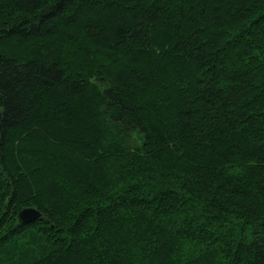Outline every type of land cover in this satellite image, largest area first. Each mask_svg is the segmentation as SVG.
<instances>
[{"label": "trees", "instance_id": "16d2710c", "mask_svg": "<svg viewBox=\"0 0 264 264\" xmlns=\"http://www.w3.org/2000/svg\"><path fill=\"white\" fill-rule=\"evenodd\" d=\"M0 264H264V0H0Z\"/></svg>", "mask_w": 264, "mask_h": 264}, {"label": "water", "instance_id": "95a60500", "mask_svg": "<svg viewBox=\"0 0 264 264\" xmlns=\"http://www.w3.org/2000/svg\"><path fill=\"white\" fill-rule=\"evenodd\" d=\"M42 215V210L32 204L24 205L18 211V217L21 221H27L31 219H36Z\"/></svg>", "mask_w": 264, "mask_h": 264}]
</instances>
